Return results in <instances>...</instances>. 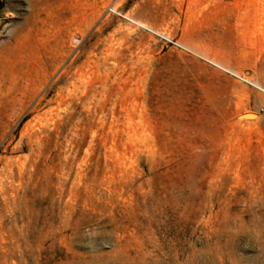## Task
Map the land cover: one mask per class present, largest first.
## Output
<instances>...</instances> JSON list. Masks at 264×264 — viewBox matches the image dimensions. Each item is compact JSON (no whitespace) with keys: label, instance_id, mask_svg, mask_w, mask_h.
I'll list each match as a JSON object with an SVG mask.
<instances>
[{"label":"rangeland","instance_id":"374dc122","mask_svg":"<svg viewBox=\"0 0 264 264\" xmlns=\"http://www.w3.org/2000/svg\"><path fill=\"white\" fill-rule=\"evenodd\" d=\"M213 3L0 0V264H264V104Z\"/></svg>","mask_w":264,"mask_h":264},{"label":"crops","instance_id":"0c3cea01","mask_svg":"<svg viewBox=\"0 0 264 264\" xmlns=\"http://www.w3.org/2000/svg\"><path fill=\"white\" fill-rule=\"evenodd\" d=\"M255 0H215V22L222 36L219 67L245 71L256 84L264 89V23L260 5ZM236 43L234 47L228 44ZM250 106L259 109L264 104V91L257 86L250 88Z\"/></svg>","mask_w":264,"mask_h":264},{"label":"built area","instance_id":"2783aa9c","mask_svg":"<svg viewBox=\"0 0 264 264\" xmlns=\"http://www.w3.org/2000/svg\"><path fill=\"white\" fill-rule=\"evenodd\" d=\"M239 79H240L243 83H245V84H247V85H249V86H252L251 81H249L247 78L241 76V77H239ZM259 113H260V114H264V107H262V108L259 109Z\"/></svg>","mask_w":264,"mask_h":264},{"label":"bare ground","instance_id":"6f19581e","mask_svg":"<svg viewBox=\"0 0 264 264\" xmlns=\"http://www.w3.org/2000/svg\"><path fill=\"white\" fill-rule=\"evenodd\" d=\"M218 65V64H217ZM219 66V65H218ZM251 83H252V86H257V87H259L261 90H263L264 91V89L261 87V86H259L258 84H256V83H253V81H251ZM250 117V116H249ZM253 117V116H252ZM246 119V118H245Z\"/></svg>","mask_w":264,"mask_h":264}]
</instances>
